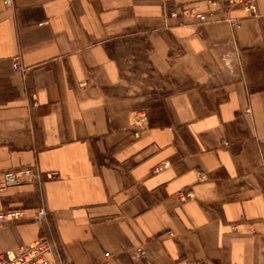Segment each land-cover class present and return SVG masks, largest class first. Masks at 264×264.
I'll use <instances>...</instances> for the list:
<instances>
[{
  "label": "crops",
  "instance_id": "obj_1",
  "mask_svg": "<svg viewBox=\"0 0 264 264\" xmlns=\"http://www.w3.org/2000/svg\"><path fill=\"white\" fill-rule=\"evenodd\" d=\"M6 1L0 211L29 219L0 225V251L50 230L69 264H264V0L184 26L165 8L212 0ZM29 166L58 178L5 184Z\"/></svg>",
  "mask_w": 264,
  "mask_h": 264
},
{
  "label": "built area",
  "instance_id": "obj_2",
  "mask_svg": "<svg viewBox=\"0 0 264 264\" xmlns=\"http://www.w3.org/2000/svg\"><path fill=\"white\" fill-rule=\"evenodd\" d=\"M9 4V0L6 1ZM236 8L242 9L248 18L259 17L257 0H212L208 2V9L199 11L196 7H185L179 10L166 9L163 13V19L167 26L174 23L177 26H184L190 21L197 22L198 25H207L220 22H228L231 24H239V20L230 17V12ZM14 69L20 70V59H14ZM148 122L146 112L142 111L135 115L134 124L138 129L136 136H139L140 130L143 129ZM165 163L155 170L160 172L168 167ZM5 184L14 185L25 181L35 182L40 188L44 182L58 178V174L48 172L43 174L37 166H29L17 171L5 173ZM181 201H186L193 197L191 191L181 190L178 193ZM47 214L44 206H42L33 219L41 223L47 221ZM26 211L22 209H14L8 211H0V225L8 223H16L28 220ZM143 254L142 250L137 251ZM109 252L105 256H109ZM0 264H69L65 258L62 247L56 240L55 235L49 231H43L39 238L27 245L20 246L16 249H7L0 251Z\"/></svg>",
  "mask_w": 264,
  "mask_h": 264
},
{
  "label": "rangeland",
  "instance_id": "obj_3",
  "mask_svg": "<svg viewBox=\"0 0 264 264\" xmlns=\"http://www.w3.org/2000/svg\"><path fill=\"white\" fill-rule=\"evenodd\" d=\"M149 107L150 106H148V105H142V106L140 105L139 107H137V109H135L134 113L132 114V120H133V125L134 126H135V124H134L135 115L140 113V112H142V111L146 112V114H147L148 110H149Z\"/></svg>",
  "mask_w": 264,
  "mask_h": 264
}]
</instances>
